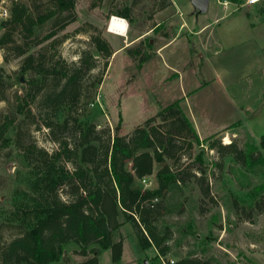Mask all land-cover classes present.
I'll list each match as a JSON object with an SVG mask.
<instances>
[{"label":"rangeland","instance_id":"1","mask_svg":"<svg viewBox=\"0 0 264 264\" xmlns=\"http://www.w3.org/2000/svg\"><path fill=\"white\" fill-rule=\"evenodd\" d=\"M14 1L0 0V35L11 31L14 38L0 46V68L13 83L6 99L0 100V123L7 116L14 119L4 135L9 142L0 140V247L19 234L5 214L28 171L16 143H35L51 153L59 147L55 137L72 141L74 135L72 126L56 125L69 115V104L57 112L40 109L37 103L26 106L30 113L16 111V96L23 95L31 75L20 73L23 60L40 51L47 64L61 59L72 65L87 50L95 66L83 76L82 95L71 108L74 115L89 118L98 129L109 127L114 132L120 125L125 134L162 107L180 101L200 136V143L193 141L192 147L189 140L181 141L178 160L156 161L153 175L147 177L152 180L149 187H158L157 172L166 165L177 177L159 196L158 225L172 232L165 260L172 264L171 260L196 256L208 264H264V164L247 166L209 145L217 140L229 144L225 142L229 136L244 149L248 144L259 145L264 136V0L253 5L228 0L226 7L220 2L224 0H211L210 9L198 15L193 14L190 0H75L76 19L57 27L47 40L42 37L55 27L54 17L34 26L32 35L12 22L3 24L11 16ZM20 1L32 5L30 0ZM37 5L31 8L35 14L46 13L51 0H38ZM129 7L133 20L127 18L128 36L141 30L147 34L141 42L106 57L96 50L92 38L108 41L112 50L123 45L126 38L108 31L107 25L112 16H122L120 12ZM170 38L171 47L158 54V46ZM18 46L27 47V52L19 54ZM135 49L151 57L140 64L141 55L131 52ZM46 121L55 124L48 127ZM160 123L159 118L154 121ZM66 165L74 167L71 161ZM203 187H208L207 193ZM59 194L67 197L62 190ZM130 227H120L116 233L123 239L127 236L126 254L118 264L132 258L136 264H161L158 254L146 263V253L153 251H143ZM90 256L72 241L57 263L80 264ZM99 264H116L111 248L99 254Z\"/></svg>","mask_w":264,"mask_h":264},{"label":"trees","instance_id":"2","mask_svg":"<svg viewBox=\"0 0 264 264\" xmlns=\"http://www.w3.org/2000/svg\"><path fill=\"white\" fill-rule=\"evenodd\" d=\"M30 1L32 5L14 1L11 16L3 24L12 22L32 35L34 26L54 17L55 27L42 37L47 40L56 34L57 27L63 28L76 19L75 0H51L46 13L36 14L31 8L38 7V0ZM131 13V7L120 12L132 21ZM13 41L11 31L0 35V46ZM92 42L98 52L106 57L112 55L108 41L94 36ZM17 48L19 54L27 52L25 46ZM131 52L141 55L140 64L151 57L149 53L142 54L140 49ZM94 66L92 53L87 50L72 65L61 59L47 64L40 51L28 54L20 73L31 75L23 85V95L16 96V111L30 113L31 109L26 106L31 103L54 112L66 104L73 108L82 95L83 76ZM12 84L11 75L0 68V100L6 99L7 88ZM71 108L64 122L56 125L72 126V141L55 137L59 147L51 153L35 143H16L28 171L21 180L23 186L13 192L12 207L5 212L7 219L18 227L19 234L0 247V264H58L65 245L72 241L81 246L83 255L91 253L80 264H99V254L107 248L112 249V260L118 264L123 254V237H117L116 233L126 222L132 223L143 248L155 246L158 255L166 257L171 250L172 232L159 227L161 204L158 200L151 205L150 200L159 197L177 177L166 165L157 172L158 187L143 191V186L136 187L134 183L137 178L152 175L156 161L162 162L166 157L178 160L176 152L181 141L189 140L190 147L193 141L200 143L198 131L180 101L162 107L156 116L125 134L121 133L120 125L114 132L109 127L98 129L95 122L74 115ZM157 118L162 123L154 124ZM13 122L7 116L0 123V140L4 144L9 142L4 135ZM46 124L52 127L55 123L46 121ZM209 145L233 154L247 166L264 164V136L259 145L248 144L244 149L233 141L223 145L217 140ZM68 161L74 163L73 169L67 167ZM60 190L67 197H60ZM203 190L207 193L208 187ZM208 263L196 256H187L174 264Z\"/></svg>","mask_w":264,"mask_h":264},{"label":"crops","instance_id":"3","mask_svg":"<svg viewBox=\"0 0 264 264\" xmlns=\"http://www.w3.org/2000/svg\"><path fill=\"white\" fill-rule=\"evenodd\" d=\"M171 2V1H170ZM173 2H175V0H173ZM210 4H211V1H210ZM210 4H209V7H208V9H210ZM131 17H132V13H131ZM125 18V17H124ZM125 19H127V18H125ZM133 20V19H132ZM129 30V29H128ZM111 32V31H110ZM146 34H147V31H145V30H141V31H138V32H136V33H134L133 35H130V36H128V32H127V34L126 35H120V36H124V38H126V40H124V44L122 45H119V46H117L116 48H114V52H113V55H116L117 54V51H119L120 49H122V48H125L126 46V48H130L131 46H133V44H136V43H138V42H141L142 40H143V38L146 36ZM117 35H119V34H117ZM172 42H173V38H170V40H168V41H165V42H162L161 43V45L160 46H158V54H164L170 47H171V45H172ZM125 48V49H126ZM169 55V54H168ZM172 55V54H171ZM153 175V174H152ZM134 185L136 186V187H142V183H141V180L140 179H136L135 180V183H134ZM129 223L131 224V225H129ZM125 227V226H131L130 228V230H131V233L132 234H136V232H135V229H134V227H133V225H132V223L131 222H126L125 224H123L122 226H121V228L122 227ZM120 228V229H121ZM137 235V234H136ZM126 238H127V236H125L124 235V239H123V254H122V257L124 256L125 257V254H126ZM141 244V243H140ZM142 246V245H141ZM142 249H143V251H146V250H148V249H150V250H152L153 251V254L152 255H150V254H148V253H146V255H148L147 257H145L146 258V263H149L150 262V260L151 259H153L155 256H157V249L155 248V246H151V247H148V248H143V247H141ZM157 261H159V260H157ZM124 263H125V261H124ZM127 264H136V260L135 259H130V260H128L127 262H126ZM125 263V264H126Z\"/></svg>","mask_w":264,"mask_h":264},{"label":"bare ground","instance_id":"4","mask_svg":"<svg viewBox=\"0 0 264 264\" xmlns=\"http://www.w3.org/2000/svg\"><path fill=\"white\" fill-rule=\"evenodd\" d=\"M108 31L119 35H126L129 29V22L122 16L114 15L110 18L108 25ZM225 142L230 143L231 138L229 136L225 137Z\"/></svg>","mask_w":264,"mask_h":264},{"label":"built area","instance_id":"5","mask_svg":"<svg viewBox=\"0 0 264 264\" xmlns=\"http://www.w3.org/2000/svg\"><path fill=\"white\" fill-rule=\"evenodd\" d=\"M258 1H259V0H245V1L242 3V5H253V4L257 3ZM220 2H221V4H222L223 7H226V6L228 5V3H229L228 0H224V1H220ZM112 17H113V16H112ZM147 177H148V176H145V177H143L142 179H140L141 182H142V185H143V187H142V188H143V191H144L146 188H148L149 186H151V184H152V180L147 179ZM158 200H159V197H158V196H155L154 198H152V199L150 200V204H151V205H154ZM136 217H137V215H136ZM159 259H160L161 264H169V263H170V261L165 260L164 256H162V255H159ZM171 262H172V264H173L175 261H174V260H171Z\"/></svg>","mask_w":264,"mask_h":264},{"label":"water","instance_id":"6","mask_svg":"<svg viewBox=\"0 0 264 264\" xmlns=\"http://www.w3.org/2000/svg\"><path fill=\"white\" fill-rule=\"evenodd\" d=\"M190 1L193 4V14L198 15L208 10L211 0H190Z\"/></svg>","mask_w":264,"mask_h":264}]
</instances>
